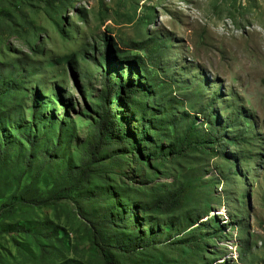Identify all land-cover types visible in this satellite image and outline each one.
Returning a JSON list of instances; mask_svg holds the SVG:
<instances>
[{"label": "rangeland", "instance_id": "rangeland-1", "mask_svg": "<svg viewBox=\"0 0 264 264\" xmlns=\"http://www.w3.org/2000/svg\"><path fill=\"white\" fill-rule=\"evenodd\" d=\"M106 40L122 51L108 57L116 76L134 77V69L141 71L139 60L158 83L161 100H147L143 104L153 107L142 109L153 121L147 132L153 150L144 162L158 175L150 180L147 168L135 171L134 152L148 144L136 140L141 113L122 100L118 114L137 146L100 154V165L114 163L111 170L98 166L103 184L94 181L55 203L49 198V168L37 181L26 178L21 187L36 181L43 202L18 204L14 218L0 215V264H105L87 228L103 213L97 198L111 209L113 224L102 229L112 238L119 264L175 263L173 238L154 251L144 242L169 230L178 233L188 211L194 227L205 224L204 233H211L205 255L213 264H264V0H74L55 8L45 0H0V90L7 92V77L22 70L13 89L0 97V146L25 159L28 140L37 139L42 154L59 159L55 169L69 162L77 168L92 143L99 97L107 90ZM210 104L235 144L221 140L223 148L213 156L164 161L162 148L182 138L191 118L208 131ZM186 181H193L194 190L182 209L170 215L146 210L155 188L164 186L161 195H168ZM80 198L91 201L80 202L82 213ZM54 225L64 242L36 238ZM123 244L132 252L121 250Z\"/></svg>", "mask_w": 264, "mask_h": 264}, {"label": "trees", "instance_id": "trees-1", "mask_svg": "<svg viewBox=\"0 0 264 264\" xmlns=\"http://www.w3.org/2000/svg\"><path fill=\"white\" fill-rule=\"evenodd\" d=\"M73 1L74 0H45V4L51 8H55L57 5L67 6L72 4ZM111 46L112 43L106 40V55L104 57L106 69L103 71L102 77L107 90L99 97L100 120L93 127L92 143H90L87 147L88 149L83 152L85 157L81 161V164L77 168H74L72 163L69 162L65 168L61 170L55 169V163H57L59 159L55 160L53 156L42 154V152L39 151L37 139L28 140L30 143V150L25 159L21 158L19 154H16L12 147L0 146V215L14 218L18 204L36 206L43 202L41 201L42 191L40 187L36 185V181L39 172L45 167L51 170L50 178L52 179V184L49 191V198L54 199V203L56 200H63L71 194H81L83 188L92 186L94 181L97 183L100 181L99 186H101L104 179L98 176V174H100L97 171L98 166H101L102 169L107 168V170H111L114 163L104 167L99 164L98 156L108 149L112 150V152L125 153L130 150V147L137 146L134 135L126 126L123 117L118 114V108L121 107L122 100L126 101L130 109L134 110L136 113H141L140 122L142 124V134L139 135V138L137 137L136 140L140 141L142 139L148 144L146 147L147 149L142 151V149L139 150L137 147L138 151L136 153L134 152V160L138 163V167L135 171L140 172L147 168V176L150 180L158 175L157 170L149 164L150 161H148V163L144 162V157L148 158V152L153 150L152 147L149 146L152 140L148 137L147 133L152 129L153 121L151 122L147 113L142 114L143 107L146 110L153 107L151 103L143 104L144 102L147 100H149V102L151 100L155 101L156 99L161 100V94L157 93L158 83L155 77H149L148 69L144 64H141L139 60L136 61V64L138 68H141V71H139V69L135 71L134 69V77L129 75V77L123 80L122 77L116 76L117 69H114L108 57H112L115 54L114 52L120 53L122 51L117 49L113 50ZM68 59V56L64 57V60ZM134 59H136V57ZM21 75V68H17L14 73H11V75L7 77L8 84L6 86L8 87H5V90H9L7 92L0 90V97L13 89L15 80L21 78ZM125 80L126 88H123L122 83L124 84ZM124 92H126L125 95ZM140 93L147 95L149 99L147 98L145 101H141L139 97ZM36 99H38V97ZM55 101L57 102L59 99L55 98ZM51 106L53 107L54 105ZM160 108H163L162 103ZM211 108V104L205 108L208 115L213 116L212 123L208 124V131H204L203 126L196 124V121L191 118L188 126L183 132L182 138L176 141L174 146H172V141H170L168 144V146L171 144L170 148L165 146L162 148V151L165 152L164 161L169 162L170 160L172 162L177 159L184 160L194 153H198L202 158L205 157V155L213 156L215 155V151L218 152L219 149L223 148L220 144L223 140L229 146L235 144L237 138L231 140L226 138V128L225 126L219 125L217 117L215 113L211 111ZM173 147L175 148L174 150ZM39 154L43 158V161H39L41 158ZM28 177L36 181L33 185H26L22 188V183ZM164 189V186L155 188L153 191L155 193V198L150 206L147 207V211L150 210L151 212L161 215H170L179 211L190 197L191 192L194 190V186L193 181L181 182L174 192L162 196L161 194ZM80 200L77 201V205L82 213L83 206L80 202L83 200L89 201V198H80ZM95 201L102 204L99 205V208L103 213L97 221L88 220L89 223L87 228L90 229L93 234V244L96 253L100 254L105 264H119L112 249V238L107 231L102 229L104 227H111L113 224L111 209L105 208L103 202L99 198L95 199ZM195 225L196 223L192 220V213L188 211L181 223L180 229H178V233L175 234L172 230H169L166 233L164 232L149 237L144 244L148 246V249L154 251L156 245H167L169 244V239L173 238L174 240L171 247H176L179 252L178 259L173 264H213V260L207 258L205 255L207 243L211 240V233H204L203 229L205 224H199L194 227ZM43 226L45 225L39 227V230H42ZM219 228L220 226H217L212 235L216 234ZM58 230L59 227L54 225L52 232L47 230L45 233H42V231H39L36 238H38L37 236H41L44 240L42 242L45 243L53 242L54 240L56 243H62L64 242L62 240L64 237L59 239ZM22 231L24 233L28 232V230L24 228ZM126 245L127 244L121 245V250L126 251L127 249L132 252V248ZM240 260H242L241 254ZM158 264L169 263L163 261V263L161 262Z\"/></svg>", "mask_w": 264, "mask_h": 264}, {"label": "bare ground", "instance_id": "bare-ground-1", "mask_svg": "<svg viewBox=\"0 0 264 264\" xmlns=\"http://www.w3.org/2000/svg\"><path fill=\"white\" fill-rule=\"evenodd\" d=\"M224 212V214L226 213V211H223Z\"/></svg>", "mask_w": 264, "mask_h": 264}]
</instances>
